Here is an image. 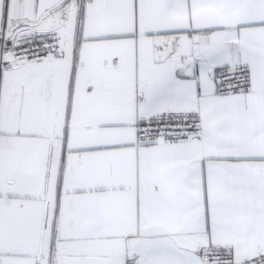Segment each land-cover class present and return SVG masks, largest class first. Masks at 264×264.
I'll use <instances>...</instances> for the list:
<instances>
[{
  "label": "snow or ice",
  "instance_id": "snow-or-ice-1",
  "mask_svg": "<svg viewBox=\"0 0 264 264\" xmlns=\"http://www.w3.org/2000/svg\"><path fill=\"white\" fill-rule=\"evenodd\" d=\"M0 264H264V0H0Z\"/></svg>",
  "mask_w": 264,
  "mask_h": 264
}]
</instances>
